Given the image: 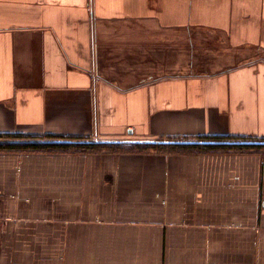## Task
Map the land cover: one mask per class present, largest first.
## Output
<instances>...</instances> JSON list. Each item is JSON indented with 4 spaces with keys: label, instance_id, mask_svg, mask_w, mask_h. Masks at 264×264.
I'll return each instance as SVG.
<instances>
[{
    "label": "crops",
    "instance_id": "crops-1",
    "mask_svg": "<svg viewBox=\"0 0 264 264\" xmlns=\"http://www.w3.org/2000/svg\"><path fill=\"white\" fill-rule=\"evenodd\" d=\"M232 136L264 0H0V144ZM0 264H264V150L0 149Z\"/></svg>",
    "mask_w": 264,
    "mask_h": 264
},
{
    "label": "trees",
    "instance_id": "trees-1",
    "mask_svg": "<svg viewBox=\"0 0 264 264\" xmlns=\"http://www.w3.org/2000/svg\"><path fill=\"white\" fill-rule=\"evenodd\" d=\"M31 138V137H29ZM37 138L28 139L27 141H34L27 144H0V149H30L33 151H58V150H69L72 148H79L83 152H103L110 151L115 153L120 152H142L151 149H194L197 152H234V153H250L260 152L264 150V146L260 145H245L242 143L250 142H264V138L255 137H201L196 142L185 141L193 138H180V137H169L167 140L175 141L174 143L156 144L149 142L140 143H125V142H84L77 144L70 143H41L36 142ZM73 140L69 138H58V137H46L39 138L42 141H53V140ZM163 141V140H162Z\"/></svg>",
    "mask_w": 264,
    "mask_h": 264
},
{
    "label": "water",
    "instance_id": "water-1",
    "mask_svg": "<svg viewBox=\"0 0 264 264\" xmlns=\"http://www.w3.org/2000/svg\"><path fill=\"white\" fill-rule=\"evenodd\" d=\"M6 142V141H5ZM28 142V141H26ZM31 142H34V141H30L28 143H31ZM36 142H41V143H70V144H77V143H84V142H105V141H96V140H88V141H72V140H53V141H42V140H39V141H36ZM174 143L175 141H152L151 143H156V144H166V143ZM242 144H245V145H260V146H264V142H250V143H242Z\"/></svg>",
    "mask_w": 264,
    "mask_h": 264
},
{
    "label": "rangeland",
    "instance_id": "rangeland-1",
    "mask_svg": "<svg viewBox=\"0 0 264 264\" xmlns=\"http://www.w3.org/2000/svg\"><path fill=\"white\" fill-rule=\"evenodd\" d=\"M248 52V51H247ZM253 50H250L248 53H246V55L245 56H247L248 54L249 55H252L253 54ZM229 55H231V53L229 54ZM220 62L222 63V64H224V65H226V66H224V68H226L227 67V65L228 66H231L227 61H232V60H230L228 57H220ZM108 75H111L112 73H113V71H107L106 72Z\"/></svg>",
    "mask_w": 264,
    "mask_h": 264
}]
</instances>
